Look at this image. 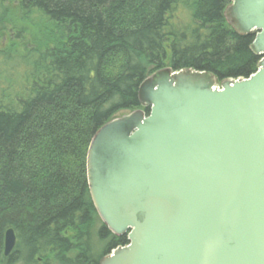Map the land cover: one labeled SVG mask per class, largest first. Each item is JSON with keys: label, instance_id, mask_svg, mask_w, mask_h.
<instances>
[{"label": "trees", "instance_id": "obj_1", "mask_svg": "<svg viewBox=\"0 0 264 264\" xmlns=\"http://www.w3.org/2000/svg\"><path fill=\"white\" fill-rule=\"evenodd\" d=\"M229 5L16 0L14 16L1 12L0 23L14 17L10 34L31 48L15 69L12 103L0 98V264H99L129 244L109 231L93 204L91 140L121 113L142 109L139 87L159 70L193 69L219 81L255 74L261 60L251 50L255 35L228 24ZM183 15L190 18L185 27ZM8 228L17 245L5 258Z\"/></svg>", "mask_w": 264, "mask_h": 264}, {"label": "water", "instance_id": "obj_2", "mask_svg": "<svg viewBox=\"0 0 264 264\" xmlns=\"http://www.w3.org/2000/svg\"><path fill=\"white\" fill-rule=\"evenodd\" d=\"M229 1L228 24L255 35L256 73L159 70L139 87L142 109L91 140L93 204L129 241L99 264H264V0ZM16 245L8 228L5 258Z\"/></svg>", "mask_w": 264, "mask_h": 264}, {"label": "rangeland", "instance_id": "obj_3", "mask_svg": "<svg viewBox=\"0 0 264 264\" xmlns=\"http://www.w3.org/2000/svg\"><path fill=\"white\" fill-rule=\"evenodd\" d=\"M16 0H7L2 2L0 0V14L3 10L9 11V15H15V7ZM3 8V9H2ZM8 14V13H7ZM183 19H180V25L182 27L188 26L189 17L182 16ZM14 19V17H13ZM8 16L6 19H2L0 23V28H4L8 34L4 35L3 38L0 34V98L6 100L7 102H11L15 91L13 89L14 86L18 85L19 79L17 78L15 69L19 66L21 62H25L27 60L26 56H28V48H31L30 45L26 46L25 39L20 40L19 38H15L14 35L10 34L11 22L13 20ZM25 37L30 39L31 36L29 34H25ZM5 53V55H3ZM37 57H35L36 59ZM38 58L35 60L37 61ZM20 68V67H19ZM126 112L121 113L120 115ZM101 247H98V250H101Z\"/></svg>", "mask_w": 264, "mask_h": 264}]
</instances>
